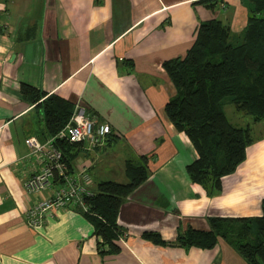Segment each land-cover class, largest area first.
Wrapping results in <instances>:
<instances>
[{"label": "crops", "instance_id": "obj_1", "mask_svg": "<svg viewBox=\"0 0 264 264\" xmlns=\"http://www.w3.org/2000/svg\"><path fill=\"white\" fill-rule=\"evenodd\" d=\"M248 15L243 0L216 9L198 0H0V264H249L222 237L206 249L182 247L177 235L210 230L211 216L262 214L264 137L223 178V191L208 194L187 172L195 146L166 116L176 88L163 65L187 54L201 22L229 23L237 39ZM21 83L80 102L111 125L102 146H83L74 161L89 164L93 188L102 180L128 182L126 163L148 158V178L120 208V252L101 254L94 224L80 209H55L41 226L27 225L28 207L55 186L34 193L25 185L42 168L25 139L50 137ZM145 231L159 232L165 243Z\"/></svg>", "mask_w": 264, "mask_h": 264}, {"label": "trees", "instance_id": "obj_2", "mask_svg": "<svg viewBox=\"0 0 264 264\" xmlns=\"http://www.w3.org/2000/svg\"><path fill=\"white\" fill-rule=\"evenodd\" d=\"M198 2L216 9L224 0ZM243 2L249 9L248 21L236 42L231 40L229 23L218 18L205 20L187 54L163 63L176 88L165 104L166 116L195 146L198 157L187 165V172L210 195L223 191V178L237 170L247 157L248 146L256 140L251 124L238 126L229 119L226 103L251 115L254 123L262 122L264 137V0ZM20 93L43 115L49 137L58 134L75 109L70 100L28 83L20 84ZM56 143L73 169L83 145L65 139H56ZM143 160L126 163L128 182L102 180L96 185V194L86 198L89 209L83 212L94 224L101 254L121 250L119 240L126 232L118 223V215L126 198L149 176L148 158L144 156ZM261 208L262 214L257 216H211L210 230L190 227L180 231L178 244L210 249L222 237L249 264H264V197ZM143 236L154 243H165L156 231H145Z\"/></svg>", "mask_w": 264, "mask_h": 264}, {"label": "built area", "instance_id": "obj_3", "mask_svg": "<svg viewBox=\"0 0 264 264\" xmlns=\"http://www.w3.org/2000/svg\"><path fill=\"white\" fill-rule=\"evenodd\" d=\"M110 133L111 125L100 122L89 115L87 107L78 102L69 122L46 141L35 136L25 139L29 147V156H34L42 164L41 170L31 175L26 181L30 192H39L54 187L50 196L43 197L28 207L25 221L28 226L37 228L44 223L46 215L55 209L70 207L88 211L87 197L96 194L89 164L73 165V170L64 159L56 139L80 143L85 148L94 149L102 146Z\"/></svg>", "mask_w": 264, "mask_h": 264}, {"label": "rangeland", "instance_id": "obj_4", "mask_svg": "<svg viewBox=\"0 0 264 264\" xmlns=\"http://www.w3.org/2000/svg\"><path fill=\"white\" fill-rule=\"evenodd\" d=\"M239 37V36H238ZM238 37H236L238 39ZM237 39L232 37V42H236ZM225 111L229 119L238 126H245L247 124H251L253 127V133L255 137H262L263 134V123H254L253 117L251 115L243 114L242 112H238L233 103L227 102L225 105Z\"/></svg>", "mask_w": 264, "mask_h": 264}]
</instances>
